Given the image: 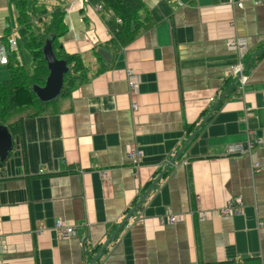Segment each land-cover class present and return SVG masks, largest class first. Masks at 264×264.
<instances>
[{
	"label": "crops",
	"instance_id": "obj_1",
	"mask_svg": "<svg viewBox=\"0 0 264 264\" xmlns=\"http://www.w3.org/2000/svg\"><path fill=\"white\" fill-rule=\"evenodd\" d=\"M61 1L59 42L81 55L86 81L24 117L0 161V264L90 263L194 124L93 264H264V0H142L154 23L110 67L94 53L110 39L99 5ZM16 17L13 0H0V37L16 35ZM238 37L242 56L228 46ZM11 57L25 61L17 48ZM239 63L245 81L234 85ZM129 148L142 151L139 165Z\"/></svg>",
	"mask_w": 264,
	"mask_h": 264
},
{
	"label": "trees",
	"instance_id": "obj_2",
	"mask_svg": "<svg viewBox=\"0 0 264 264\" xmlns=\"http://www.w3.org/2000/svg\"><path fill=\"white\" fill-rule=\"evenodd\" d=\"M88 2L92 6H100L101 18L110 35L108 42L94 49L100 64L105 67H110L111 62L104 61L99 49L114 55L154 23L142 0H88ZM61 4V0H13L18 27L24 29L28 35L25 47L31 57L32 71L28 72L15 57L9 58L5 65L8 69V78L0 82V124L8 128L12 138L15 134L22 137L21 122L24 117L46 113L53 102L86 81V66L81 55L66 53L59 42V38L67 31ZM7 31L9 32L10 28ZM7 33L0 37V40L4 39ZM48 39L52 41L56 58L65 59L69 70L64 74V84L59 97L49 103H43L35 96L31 87L34 84L44 85L48 75L42 54V46ZM194 127L195 124L189 127L187 137L193 132Z\"/></svg>",
	"mask_w": 264,
	"mask_h": 264
},
{
	"label": "water",
	"instance_id": "obj_3",
	"mask_svg": "<svg viewBox=\"0 0 264 264\" xmlns=\"http://www.w3.org/2000/svg\"><path fill=\"white\" fill-rule=\"evenodd\" d=\"M101 57L105 62H109L111 58V54L107 53L103 49H99ZM42 54L44 60L46 62V68L48 70V75L45 78L44 85H32L31 89L35 96L43 103H49L54 99H57L61 94L63 84H64V74H66L69 70L65 59H58L55 56L54 48L52 46V41L50 39L46 40L44 45L42 46ZM257 55L252 56V59ZM251 59V60H252ZM250 60V61H251ZM247 67V66H246ZM240 75H237L235 78V82L238 80ZM229 90H226L215 102L212 109L209 113L204 117L202 122L206 121L211 112L218 106L219 102L223 99V97L227 94ZM201 122V123H202ZM198 130V127L193 131V133L185 140L182 144L178 152L168 161L167 166L162 170V172L157 176L155 181L149 186V188L145 191V193L139 198L137 203L131 208V210L126 214L121 223L116 227V229L112 232L108 240L105 242V245L102 246L100 250L94 255L93 259L89 264H93V262L97 259L102 249L116 236V234L121 230V228L126 224L127 220L134 213L136 208L140 205V203L144 200L147 193L153 188V186L160 180L161 176L166 172L168 167L172 164L174 159L181 153L184 147L188 144V142L194 137ZM13 139L8 128L2 124H0V161L8 156L12 149Z\"/></svg>",
	"mask_w": 264,
	"mask_h": 264
},
{
	"label": "built area",
	"instance_id": "obj_4",
	"mask_svg": "<svg viewBox=\"0 0 264 264\" xmlns=\"http://www.w3.org/2000/svg\"><path fill=\"white\" fill-rule=\"evenodd\" d=\"M96 10H100V6H96ZM16 36L15 31L11 32L5 39L0 40V65H6L8 62V54L9 52L14 51L16 48ZM229 48L232 50L240 52L241 56L243 55L244 51L248 48V42L244 38H236L233 41L228 43ZM231 72L235 76L240 75L239 80L243 84L245 81V76L243 75V65L236 64L232 67ZM126 82L129 86L130 91H135L139 85V79L136 72L128 69L126 72ZM132 107L135 108V104H132ZM260 142L259 138L254 137L252 141L249 142L248 152L250 151V147L255 146ZM243 151V149H240ZM127 158L132 162L134 165H139L142 162L143 153L140 149L136 148H129L127 150ZM241 204V198L236 197V199H230L226 202V205L220 212L227 213L230 212L231 209L237 207ZM166 219L170 222L178 221L177 216H173L171 213H167L165 215ZM55 228L58 230L64 231L66 234H70L73 232L72 227L64 225L60 220L56 221Z\"/></svg>",
	"mask_w": 264,
	"mask_h": 264
},
{
	"label": "rangeland",
	"instance_id": "obj_5",
	"mask_svg": "<svg viewBox=\"0 0 264 264\" xmlns=\"http://www.w3.org/2000/svg\"><path fill=\"white\" fill-rule=\"evenodd\" d=\"M16 48L18 49V52L20 54V58L21 59H25V61L23 62V65L25 67V69L28 72L32 71V61H31V57L29 55V52L27 51L26 47H25V42L27 41V33L24 29L20 28L18 31H16ZM16 48L14 49L16 51ZM5 74V76H4ZM8 78V69L7 66H0V82L7 79Z\"/></svg>",
	"mask_w": 264,
	"mask_h": 264
},
{
	"label": "clouds",
	"instance_id": "obj_6",
	"mask_svg": "<svg viewBox=\"0 0 264 264\" xmlns=\"http://www.w3.org/2000/svg\"><path fill=\"white\" fill-rule=\"evenodd\" d=\"M7 36H8V35H6L5 38H6ZM5 38H4V39H5ZM11 53H12V52H11ZM9 56H10V55H9ZM9 56H8V60H9ZM7 63H8V62H7Z\"/></svg>",
	"mask_w": 264,
	"mask_h": 264
}]
</instances>
